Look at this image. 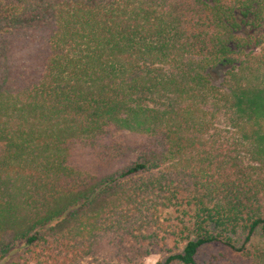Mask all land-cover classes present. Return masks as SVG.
Wrapping results in <instances>:
<instances>
[{
	"label": "trees",
	"instance_id": "trees-1",
	"mask_svg": "<svg viewBox=\"0 0 264 264\" xmlns=\"http://www.w3.org/2000/svg\"><path fill=\"white\" fill-rule=\"evenodd\" d=\"M248 147L264 0H0V264H264Z\"/></svg>",
	"mask_w": 264,
	"mask_h": 264
},
{
	"label": "rangeland",
	"instance_id": "rangeland-1",
	"mask_svg": "<svg viewBox=\"0 0 264 264\" xmlns=\"http://www.w3.org/2000/svg\"><path fill=\"white\" fill-rule=\"evenodd\" d=\"M121 134L117 133L114 136H112V141L113 143H116L118 141H122L121 138ZM108 151V150H106ZM252 152H253V148L248 147L246 149H242L239 153V160L243 161L247 171H249L250 173L253 174H257L258 172H262L264 173V168L261 170H258L260 168V165L252 160ZM136 158V153L131 155L130 160L134 161ZM254 167H257V169H253ZM245 237V234L242 231H237V233L235 235H233V238L236 240L237 244H241L243 242V239ZM252 247L254 249H258L262 247V243H263V239H264V232H262L261 229H258L255 231L253 237H252ZM19 246V245H18ZM213 253H217L216 250H211ZM209 250H205L203 257H206V255H208ZM211 253V252H210ZM19 256H23V252L22 249L20 250H14L12 255L9 256V258L7 259L6 262L1 263V264H34V263H27L26 261H24L25 259L23 257ZM163 259V255L161 253H158V249L153 247L151 249H149V254L143 259L141 264H155L159 261H161Z\"/></svg>",
	"mask_w": 264,
	"mask_h": 264
}]
</instances>
